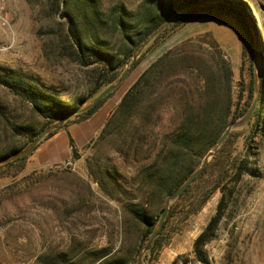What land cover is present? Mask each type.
I'll use <instances>...</instances> for the list:
<instances>
[{
	"label": "rangeland",
	"instance_id": "obj_1",
	"mask_svg": "<svg viewBox=\"0 0 264 264\" xmlns=\"http://www.w3.org/2000/svg\"><path fill=\"white\" fill-rule=\"evenodd\" d=\"M145 1L103 0L105 7L124 3L133 10ZM240 1L257 32L255 90L259 65L263 80L264 0ZM214 14L222 17L207 13L172 32L127 74L101 107L111 109V115L137 76L166 51L185 43L189 45L188 52L204 50L212 47L214 41L234 71L237 104L250 79V56L241 33L231 25L234 20L223 17L228 23L225 24L212 18ZM67 19L56 10V0H0V153L20 149L29 137L28 130L38 131L45 124L25 92L2 83L7 71L21 77L24 84L58 98L86 99L94 89L101 66L98 62L87 65L78 59L66 36ZM90 59L93 58L85 60ZM189 61L191 65L195 63ZM168 119L169 113L164 116L166 124ZM116 120L113 135L80 146L81 157L72 156L68 164L65 161L73 155L76 140L90 136L86 124H69L46 139L39 147L38 161L34 152L23 162L0 169V264H101L112 258H121L124 264H138L140 251L151 235L145 237L142 226L129 222L125 204L129 198L148 199L150 213L160 217L168 196L163 190L161 195L150 198L144 187L133 182L137 164L126 166L123 156L116 152L128 122L124 118ZM261 120L262 130L250 146L244 125L231 131L238 132L235 152L248 157L249 171L237 183H229L227 193L233 185L236 192L231 200L228 197L217 237L206 246L208 262L198 259L194 243L218 211L220 190L202 208H198L200 198L194 192L178 202L177 214L164 231L163 247L150 255V246L144 251L141 264H264V112ZM16 125L27 127L18 131ZM102 162L127 176L126 194L115 193L113 198L106 192L113 183L104 182L101 186L95 180ZM183 174L181 170L174 180Z\"/></svg>",
	"mask_w": 264,
	"mask_h": 264
},
{
	"label": "trees",
	"instance_id": "obj_2",
	"mask_svg": "<svg viewBox=\"0 0 264 264\" xmlns=\"http://www.w3.org/2000/svg\"><path fill=\"white\" fill-rule=\"evenodd\" d=\"M197 1L200 0H146L137 10H133L124 3L105 7L103 0H56V10L61 16L68 17L66 36L70 47L78 54V59L87 65L98 62L101 66L95 87L86 99L58 98L32 84H24L21 77L7 71L2 83L18 92H25L33 104V109L45 119V124L38 131L28 130L26 144L20 149L12 148L0 153V159L26 148L44 128L57 123L62 116L74 112L118 81L133 61L134 54L152 33ZM232 1L244 8L240 0ZM207 13L215 12L209 11L206 7H197L182 14L150 41L131 70L137 68L147 54L159 48L172 32L200 16L206 17ZM212 18L226 22L223 17L216 14ZM231 25L240 32L235 24ZM241 35L243 37V33ZM182 45L166 51L137 76L96 138L106 140L113 135L112 127L116 119L124 118L125 122H128L125 135L121 136L116 152L123 156L126 166L137 164L138 171L133 177V182L137 181L144 187L150 198L161 195L163 190L168 196L177 189L197 168L229 123L246 114L254 99L255 55L250 40L246 41L244 38V48L250 56L248 67L250 79L243 86L237 104L233 94L234 71L224 58L220 46L214 41L212 47L188 52L189 45L186 43ZM185 47L186 49H182ZM87 58L93 59L86 61ZM189 60L195 63H192L193 65L187 63ZM262 81L261 96L253 116L242 127L248 130L249 146L262 130L264 69ZM113 92L93 108L66 119L61 128L90 118ZM167 113L169 119L166 124L164 116ZM24 127L27 126L16 125L18 131L25 129ZM58 130L52 131L40 144ZM159 134L162 138H159ZM237 136L238 132L235 131L229 134L211 161L171 205L170 215L149 249L150 255L159 252L163 247V234L171 218L177 214L178 202L194 192L200 198L198 208H202L211 196L220 190L222 196L218 211L194 243L198 259L203 263L208 262L206 246L217 237L228 201L236 192V186L233 185L227 193L229 183L232 181L237 183L245 172L249 171L248 157L235 152ZM157 139L161 141H156ZM36 149L24 157L0 165V169L25 161ZM73 156L76 159L81 157L75 148ZM183 166L187 167L183 170ZM181 170L184 174L175 181ZM97 172L95 180L101 186L104 182L113 183L112 189L106 190L111 197L114 198L115 193L128 192L127 176L118 168H112L111 165L102 162ZM170 182L174 183L170 185ZM149 202L148 199L135 201L134 198H129L125 204V214L129 216V222L136 221L142 226L145 237H150L159 219V216L150 213ZM101 264L124 263L121 258H112Z\"/></svg>",
	"mask_w": 264,
	"mask_h": 264
},
{
	"label": "water",
	"instance_id": "obj_3",
	"mask_svg": "<svg viewBox=\"0 0 264 264\" xmlns=\"http://www.w3.org/2000/svg\"><path fill=\"white\" fill-rule=\"evenodd\" d=\"M197 7H206L209 11L215 12L219 15H221L224 18H231L234 20L236 26L239 28L240 32L243 33V37L247 40H250L253 43L254 46V55L257 57L259 54V46H258V38H257V32L256 28L254 26V22H252V18L249 12H247L243 7L238 5L237 3L233 2L232 0H200L197 1L195 4L190 5L186 7L184 10L177 13L175 16L167 20L164 24H162L160 27H158L152 35L145 41V43L141 46V48L138 49V51L134 54L133 61L129 64V66L125 69V71L122 73L121 77L119 78L117 83H114L104 89L97 97L93 98L91 101L83 105L82 107L78 108L74 112L69 113L68 115L62 116L60 120L57 123H53L49 126H47L36 139L32 141V143L21 150H18L12 154H9L8 156L0 159V165L8 163L10 161H14L18 158L24 157L28 155L30 152H32L34 149L37 148V146L41 143V141L49 135L52 131L60 129L64 122L65 118L69 116L70 114H76V113H82L85 112L94 106L97 105V103L102 100L105 96L110 94L127 76V74L131 71V69L136 64V61L139 57V53L152 41L159 33H161L166 27L171 25L176 19H178L182 14L197 8ZM261 87H262V74H261V67L259 65V72L256 74L255 79V95L254 100L247 110L246 114L235 121L229 123V125L226 127V129L223 131V133L220 135V137L217 139L215 144L211 147V149L207 152L205 157L203 158L200 165L181 183V185L175 189L171 194L168 195L165 207L162 210V213L159 217V220L157 222L156 227L154 228L151 237L149 239V242L147 246L142 247L139 258H138V264H141L142 262V255L145 250L149 249V247L152 245V243L155 241L156 237L158 236L159 232L163 228L165 221L167 217L170 214L171 210V203L176 200L190 185L191 183L196 179V177L201 173L203 168L208 164V162L213 158V156L216 154L218 149L221 147V145L225 142L227 137L229 136L230 132L236 128L245 125L253 116V113L256 109L257 103L261 96Z\"/></svg>",
	"mask_w": 264,
	"mask_h": 264
},
{
	"label": "crops",
	"instance_id": "obj_4",
	"mask_svg": "<svg viewBox=\"0 0 264 264\" xmlns=\"http://www.w3.org/2000/svg\"><path fill=\"white\" fill-rule=\"evenodd\" d=\"M106 107H100L90 118L82 121V122H79V123H73L71 124L72 126H84L86 124L87 128L90 130V136L87 137L85 139H81L80 140H76V144H75V148L77 150H81L80 146L84 145V147L90 143L91 141H93L95 138H97V136L99 135V133L101 132L102 128L104 127L105 125V122L107 121L109 115H110V112H111V109L109 110H106ZM101 114V115H100ZM69 125V126H71ZM68 126V127H69ZM86 130L85 128L83 129V131ZM55 135V134H54ZM53 135V136H54ZM52 136V137H53ZM51 138V137H50ZM83 141V142H82ZM43 144V143H42ZM40 144L39 147L42 145ZM39 147L35 150V156H36V159L38 161V150H39ZM83 149V148H82ZM71 150H72V147H71ZM72 153H71V156L70 158L66 159V160H69L72 158Z\"/></svg>",
	"mask_w": 264,
	"mask_h": 264
},
{
	"label": "built area",
	"instance_id": "obj_5",
	"mask_svg": "<svg viewBox=\"0 0 264 264\" xmlns=\"http://www.w3.org/2000/svg\"><path fill=\"white\" fill-rule=\"evenodd\" d=\"M65 162L68 164V163H70V160H69V161H68V160H66Z\"/></svg>",
	"mask_w": 264,
	"mask_h": 264
}]
</instances>
